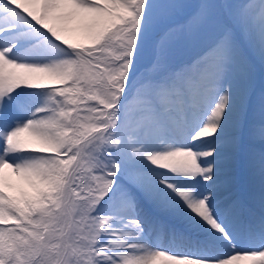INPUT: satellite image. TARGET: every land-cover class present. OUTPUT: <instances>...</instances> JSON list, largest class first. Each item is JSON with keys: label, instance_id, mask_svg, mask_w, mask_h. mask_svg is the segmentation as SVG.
I'll use <instances>...</instances> for the list:
<instances>
[{"label": "snow or ice", "instance_id": "obj_1", "mask_svg": "<svg viewBox=\"0 0 264 264\" xmlns=\"http://www.w3.org/2000/svg\"><path fill=\"white\" fill-rule=\"evenodd\" d=\"M0 264H264V0H0Z\"/></svg>", "mask_w": 264, "mask_h": 264}]
</instances>
